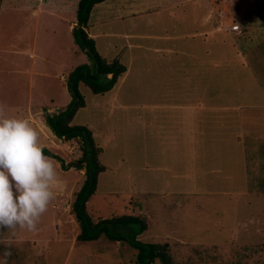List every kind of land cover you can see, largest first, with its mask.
I'll list each match as a JSON object with an SVG mask.
<instances>
[{
  "label": "rangeland",
  "instance_id": "374dc122",
  "mask_svg": "<svg viewBox=\"0 0 264 264\" xmlns=\"http://www.w3.org/2000/svg\"><path fill=\"white\" fill-rule=\"evenodd\" d=\"M121 1L109 0L120 19L106 24L111 36L98 37L95 45L103 58L128 67L136 50L124 34L159 31L169 20L163 0ZM216 1L224 12L221 28L236 23L241 35L229 39L232 47L222 42L213 46L217 52L206 46L208 55L186 57L188 81L182 68L173 74L152 60L139 75L142 61L136 59L116 83L117 99L79 85L85 107L72 124L92 130L106 168L87 210L94 222L144 219L147 229L137 239L168 243L174 264H264V0ZM71 4L0 0V116L27 119L41 146L62 160L50 157L59 185L38 230L18 228L13 235L3 229L0 254L11 251L8 264H136L137 251L125 242L76 240L71 204L85 170L61 166L80 157V142L56 137L45 123L46 113L71 100L68 73L90 63L69 30ZM172 103L201 104L194 110L199 137L188 134L185 107L154 106ZM211 115L220 125L209 128Z\"/></svg>",
  "mask_w": 264,
  "mask_h": 264
},
{
  "label": "trees",
  "instance_id": "16d2710c",
  "mask_svg": "<svg viewBox=\"0 0 264 264\" xmlns=\"http://www.w3.org/2000/svg\"><path fill=\"white\" fill-rule=\"evenodd\" d=\"M103 1L105 0H79L72 35L74 42L86 54L90 63L80 64L68 73L65 79L71 95L68 105L63 110L44 115L46 125L56 137L66 141L77 139L80 142V157L61 166L63 170L72 167L85 170L83 184L71 204V212L79 227L76 240L87 242L106 238L109 241L125 242L136 249V264H174L168 243H148L137 239L138 235L147 229L144 219L123 215L94 222L87 210V203L96 192L98 176L106 168L100 163L99 155L102 149L95 142L92 130L86 125L72 124L78 110L85 107V99L80 93L79 85L84 84L93 94H104L114 88L127 69L117 58L111 61L103 58L96 49L95 40L85 30L92 8ZM42 148L45 155L61 160L46 147Z\"/></svg>",
  "mask_w": 264,
  "mask_h": 264
},
{
  "label": "crops",
  "instance_id": "0c3cea01",
  "mask_svg": "<svg viewBox=\"0 0 264 264\" xmlns=\"http://www.w3.org/2000/svg\"><path fill=\"white\" fill-rule=\"evenodd\" d=\"M68 1L72 3L70 6L74 7L75 14L74 19L69 23V30L72 32V28L76 24V10L79 0ZM163 3L166 9L165 17L169 20V22L163 21V28L159 31H155L150 27L145 28L144 30H139L138 32H135L134 35L132 33L124 34V36L127 37L126 39L128 41L126 42H128L129 45H132L133 43L130 42L131 40H134L133 49L136 50V56L130 55L128 57V67L130 68V63L136 59H138V61L141 59L142 61L140 64L141 66L138 68L139 75L144 73V67L146 66L147 61L152 60L156 63L157 68L166 66L173 74H175L176 68L178 69L176 74L180 75V68H182L183 81H188L189 69H186L184 65L189 63L190 60L185 62L186 57L193 61L196 59V54H198L199 57L204 56L203 53L208 55V50L205 48L206 46L211 47L217 52L218 50L213 46L216 47V45H222V42L224 44L228 43L229 46H231L229 39L231 40L233 39V36L241 35L240 28L238 30H232L231 28V26L236 23L229 26L227 31H224L221 28L218 19L221 15L224 16V12H222L219 3H217L216 0H163ZM111 8H113V4L110 3L109 0L98 3L92 8L85 30L94 40L101 36H111L107 29L108 23L114 19H120L111 13ZM196 8H198L199 11H196ZM151 10L152 8L150 5L148 10L140 11L136 15ZM178 22L179 24L181 23L179 25L180 30L176 28ZM170 23L171 26L169 25ZM220 32H225L227 35L226 37L228 38L221 40L220 36H218ZM165 42L169 44H166ZM171 55H174V57L171 58ZM128 67L126 66V68ZM160 70L158 69V72H160ZM128 73L129 71L126 69L125 74ZM115 86L108 92V95L113 98L116 97L117 99L119 97V90L117 88L115 89ZM180 105L185 107V105L181 103L154 104V106H165L171 109L175 106L179 107ZM198 106H201V104H189L185 107V110L188 112L185 114L187 125L189 126L188 134L190 133L189 136L191 138H193V133H196L198 137L202 134V130H199L198 114L194 112ZM217 122L218 120L215 116H209V125H211L209 128H213L215 125H220ZM229 125L230 123L226 122V126Z\"/></svg>",
  "mask_w": 264,
  "mask_h": 264
},
{
  "label": "clouds",
  "instance_id": "9594fccd",
  "mask_svg": "<svg viewBox=\"0 0 264 264\" xmlns=\"http://www.w3.org/2000/svg\"><path fill=\"white\" fill-rule=\"evenodd\" d=\"M59 185L56 165L45 155L39 133L23 118L0 116V233L37 231ZM10 250L0 254L8 264Z\"/></svg>",
  "mask_w": 264,
  "mask_h": 264
},
{
  "label": "built area",
  "instance_id": "2783aa9c",
  "mask_svg": "<svg viewBox=\"0 0 264 264\" xmlns=\"http://www.w3.org/2000/svg\"><path fill=\"white\" fill-rule=\"evenodd\" d=\"M231 28H232V30H238L240 27H239L238 24H233V25L231 26Z\"/></svg>",
  "mask_w": 264,
  "mask_h": 264
}]
</instances>
